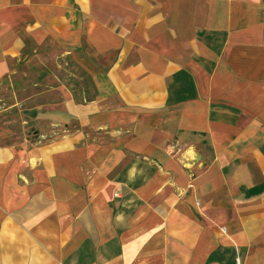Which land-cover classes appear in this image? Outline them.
<instances>
[{
	"label": "crops",
	"instance_id": "obj_1",
	"mask_svg": "<svg viewBox=\"0 0 264 264\" xmlns=\"http://www.w3.org/2000/svg\"><path fill=\"white\" fill-rule=\"evenodd\" d=\"M6 32L77 53L108 141L0 150V264H264V0H0Z\"/></svg>",
	"mask_w": 264,
	"mask_h": 264
},
{
	"label": "rangeland",
	"instance_id": "obj_2",
	"mask_svg": "<svg viewBox=\"0 0 264 264\" xmlns=\"http://www.w3.org/2000/svg\"><path fill=\"white\" fill-rule=\"evenodd\" d=\"M77 60L76 52L51 37L37 41L29 32L0 37L1 151L108 141L106 134L86 124L85 97L95 79ZM175 85L178 91L185 89L181 73Z\"/></svg>",
	"mask_w": 264,
	"mask_h": 264
},
{
	"label": "built area",
	"instance_id": "obj_3",
	"mask_svg": "<svg viewBox=\"0 0 264 264\" xmlns=\"http://www.w3.org/2000/svg\"><path fill=\"white\" fill-rule=\"evenodd\" d=\"M236 262H237V264L240 263L239 260H237Z\"/></svg>",
	"mask_w": 264,
	"mask_h": 264
}]
</instances>
